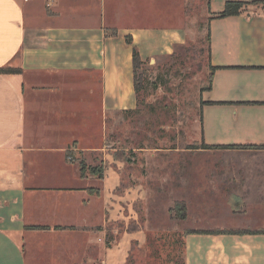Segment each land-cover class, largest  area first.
<instances>
[{
	"label": "crops",
	"instance_id": "0c3cea01",
	"mask_svg": "<svg viewBox=\"0 0 264 264\" xmlns=\"http://www.w3.org/2000/svg\"><path fill=\"white\" fill-rule=\"evenodd\" d=\"M227 1L245 5L216 17ZM183 3L0 0V67L21 68L0 73V264H125L130 240L143 232L104 244L102 228L124 216L123 199L133 192L116 191L121 174L110 165L107 116L137 106L133 48L153 61L184 42ZM207 7L215 69L200 139L251 147L187 150L218 157L199 188L211 199L197 202L221 191L228 208L221 220L192 219L187 210L183 264H264V233H187L264 230V0H207ZM81 163L101 167V177L81 175Z\"/></svg>",
	"mask_w": 264,
	"mask_h": 264
},
{
	"label": "rangeland",
	"instance_id": "374dc122",
	"mask_svg": "<svg viewBox=\"0 0 264 264\" xmlns=\"http://www.w3.org/2000/svg\"><path fill=\"white\" fill-rule=\"evenodd\" d=\"M179 1L186 13L184 42L141 66L144 78L135 109L107 116L110 165L121 174L116 191L124 195L133 187V192L123 199L124 216L102 228L104 244L112 247L124 234L143 232L130 240L125 264H183L182 229L190 221L175 217L173 208L179 200L191 202L186 215L188 210L192 219H227L221 191L214 193L212 202H197L211 199L199 188L211 177L206 167L218 157L187 152L201 144L200 107L211 72L210 13L207 0Z\"/></svg>",
	"mask_w": 264,
	"mask_h": 264
},
{
	"label": "trees",
	"instance_id": "16d2710c",
	"mask_svg": "<svg viewBox=\"0 0 264 264\" xmlns=\"http://www.w3.org/2000/svg\"><path fill=\"white\" fill-rule=\"evenodd\" d=\"M245 3L241 1H227L224 4V7L222 11L216 14V17H225V16H230V15H237L242 8L244 7ZM207 41L209 42V36L207 35ZM127 42H131V38L127 37ZM147 60L141 59L138 51L136 48H133L132 50V65H133V86H134V92L136 95L137 103H138V95L141 91L142 85L143 84V70L139 72V69H141V66L146 62ZM215 67L211 66V72L209 76V84L208 88L211 85V78H212V72L214 71ZM21 68L18 67H9V66H4L0 67V73H20ZM207 88V89H208ZM206 103L203 102L201 103L202 105ZM201 107H200V121H201ZM246 148V147H251V146H240V145H228V146H220V145H209L205 144L204 142H201L200 146H194V147H189L192 149H216V148ZM88 169L91 173L98 175L101 177L102 175V168L98 166H87L84 163L80 164V172L81 175L84 173V171ZM173 212L176 218L183 219L186 216V206L183 202H178L174 204ZM41 226H32V228H40ZM226 232H234V233H264V230H187V233H226ZM183 263V261H182Z\"/></svg>",
	"mask_w": 264,
	"mask_h": 264
}]
</instances>
